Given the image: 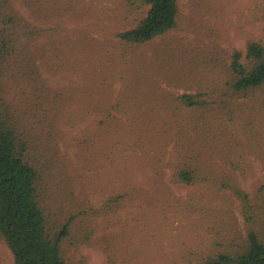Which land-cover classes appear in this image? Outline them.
<instances>
[{"label": "rangeland", "instance_id": "1", "mask_svg": "<svg viewBox=\"0 0 264 264\" xmlns=\"http://www.w3.org/2000/svg\"><path fill=\"white\" fill-rule=\"evenodd\" d=\"M178 2L177 26L136 45L117 33L145 9L125 0L8 2L34 30L25 42L40 80L19 58L1 82L48 220L71 218L66 264H194L236 244L247 223L222 174L264 217V84L245 93L228 85L231 52L264 45L261 0ZM196 92L202 104L178 99ZM177 157L197 167L198 183L171 182ZM0 264H13L2 238Z\"/></svg>", "mask_w": 264, "mask_h": 264}, {"label": "trees", "instance_id": "2", "mask_svg": "<svg viewBox=\"0 0 264 264\" xmlns=\"http://www.w3.org/2000/svg\"><path fill=\"white\" fill-rule=\"evenodd\" d=\"M8 2L0 0V238L11 251L13 264H66L60 246L68 234L71 218L62 226L48 220L39 192V172L28 156L26 131L1 82L13 60L21 58L26 68L27 63L31 64L25 40L34 35V30ZM125 3L131 10L145 9L134 26L117 33L125 44L146 43L177 26L178 0H125ZM261 6L264 9V0ZM241 56L237 49L229 56L228 85L236 93L264 84V45L258 40H249L246 53ZM33 66H29V76L39 82ZM199 97L200 92L178 95L181 103L190 106L202 104ZM119 107L120 103L116 102L112 108ZM170 180L177 185H192L201 180V174L193 163H181L177 157L172 163ZM219 186L239 200L247 223L246 234L236 244L228 243L203 252L194 264H264V217L261 219L257 208L251 206L249 194L234 176L222 174ZM124 196L123 193L110 197L106 207Z\"/></svg>", "mask_w": 264, "mask_h": 264}]
</instances>
